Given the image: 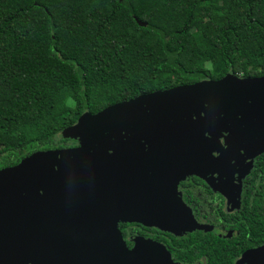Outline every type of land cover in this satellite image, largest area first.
Masks as SVG:
<instances>
[{
  "label": "water",
  "instance_id": "1",
  "mask_svg": "<svg viewBox=\"0 0 264 264\" xmlns=\"http://www.w3.org/2000/svg\"><path fill=\"white\" fill-rule=\"evenodd\" d=\"M62 137L76 145L0 169V264H177L152 239L128 247L119 224L174 235L204 228L178 190L188 176L239 205L264 152V75L138 94L82 113ZM236 264H264V245Z\"/></svg>",
  "mask_w": 264,
  "mask_h": 264
},
{
  "label": "trees",
  "instance_id": "2",
  "mask_svg": "<svg viewBox=\"0 0 264 264\" xmlns=\"http://www.w3.org/2000/svg\"><path fill=\"white\" fill-rule=\"evenodd\" d=\"M226 73L264 75V0H0V169L75 143L84 112ZM195 244L233 264L224 239Z\"/></svg>",
  "mask_w": 264,
  "mask_h": 264
},
{
  "label": "flooded vegetation",
  "instance_id": "3",
  "mask_svg": "<svg viewBox=\"0 0 264 264\" xmlns=\"http://www.w3.org/2000/svg\"><path fill=\"white\" fill-rule=\"evenodd\" d=\"M74 145L76 141L66 146ZM178 190L196 222L204 228L174 235L155 227L120 223L119 229L128 247L134 245L133 237L141 236L161 243L177 264H208L207 253L198 249L195 243L212 233L231 245L228 249L234 256L233 264H236L245 252L264 245V227L259 233L253 232L246 217L249 205L260 206V213L264 215V152L254 158L252 169L242 180L237 206L229 204L222 194L213 191L196 176L186 177L179 183Z\"/></svg>",
  "mask_w": 264,
  "mask_h": 264
}]
</instances>
